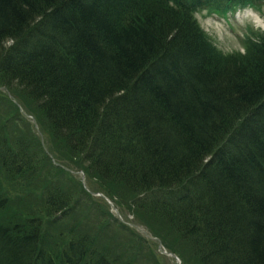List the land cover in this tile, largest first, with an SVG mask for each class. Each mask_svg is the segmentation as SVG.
I'll return each instance as SVG.
<instances>
[{"label": "trees", "instance_id": "trees-1", "mask_svg": "<svg viewBox=\"0 0 264 264\" xmlns=\"http://www.w3.org/2000/svg\"><path fill=\"white\" fill-rule=\"evenodd\" d=\"M168 1L0 0V87L20 89L88 175L135 195L172 190L151 211L203 264H264V33L222 54L193 14L264 0ZM6 138L0 123V170L32 186L47 154ZM50 189L42 211L21 202L31 214L0 220V264H122L89 234L48 247L73 217L42 231L58 212Z\"/></svg>", "mask_w": 264, "mask_h": 264}, {"label": "rangeland", "instance_id": "rangeland-1", "mask_svg": "<svg viewBox=\"0 0 264 264\" xmlns=\"http://www.w3.org/2000/svg\"><path fill=\"white\" fill-rule=\"evenodd\" d=\"M197 19L211 36L212 47L226 53L243 52L239 42L243 35V24L234 23L230 19L223 20L206 12L197 15ZM253 20L257 27L264 29V20L260 15L253 17ZM0 100L1 109L4 108L2 114L0 113L2 134L6 137L14 134L11 137L14 140L25 138L30 144L29 151L33 155H39L43 150L54 157L50 161L44 157L40 159L43 163V173L36 176L33 182H38L43 174L49 172L52 176L51 181L43 182L42 186L52 184L53 187H57L55 188L57 191L52 192L53 195L65 191L69 193L70 198L75 199L72 201L75 218L81 223L88 221L86 211L93 212L94 209H91L89 204L85 207L86 211H82L77 190L82 188L85 193H89V203L95 208L94 211L97 214L103 213V220L96 225L93 224L90 230L93 235L99 234L97 237L103 238L105 241L103 244L110 256L116 253L122 264H203L201 259L193 254L191 246L178 237L168 219L151 211V201L161 199L160 202L168 204L171 201L170 196L155 194L148 199H137L138 195L132 193L122 181H109L88 175L83 169V157L80 158L76 153H70L63 148L62 144L51 135L52 132H49L43 113L31 105L30 100L24 97L20 89L14 86L9 88L6 85L1 86ZM58 158L62 160L56 161ZM12 181V178L0 172V195L7 198L6 209L9 208L0 212V220L8 221L13 219L12 216L17 218L18 211L21 215L22 212L26 215L31 214L21 210L24 203L28 208L42 211L43 199L35 184L26 188L18 181L11 184ZM67 181L72 185L70 192L63 187V183ZM5 182L8 184L6 185ZM7 192L9 194L4 195ZM146 195L145 193L143 197ZM21 202H23L22 206ZM39 218L43 220L41 216ZM50 230L51 234L53 231ZM82 233L83 231H80L78 235ZM68 237L72 236L70 234L57 238L50 236L49 243L47 239L46 243L49 247L50 238L62 242Z\"/></svg>", "mask_w": 264, "mask_h": 264}, {"label": "bare ground", "instance_id": "bare-ground-1", "mask_svg": "<svg viewBox=\"0 0 264 264\" xmlns=\"http://www.w3.org/2000/svg\"><path fill=\"white\" fill-rule=\"evenodd\" d=\"M167 4L169 5V7H177L178 8V10H179V6H178V4H176L173 0H169L168 2H167ZM166 12H168V10L166 11ZM32 28H30L29 27V30H30V32L31 33H34V32H32L33 31V29L31 30ZM30 43V42H29ZM31 45L30 46H33V47H35L34 45H35V43H30ZM60 160H62V158H58V159H56V161H60ZM34 166H35V168H34V170L31 172V176L32 177H36L37 176V174H41V173H43V168H41V167H39V166H37V165H35L34 164ZM17 172V171H16ZM14 175V174H13ZM25 175V172H23V173H20V174H18V176L17 175H15L14 177H15V179L19 182V183H21L22 181L23 182H25L26 180L24 179L25 177H28L29 175H27V176H24ZM13 177V176H12ZM37 183V182H36ZM54 192L55 191H57V189H54L53 190ZM66 193V196L65 195H62V194H57L56 195V197H55V200L57 201L56 203H57V210H59V209H61V207H63V205H67V210H69V212L71 213V214H74L75 215V212H73L70 208H72V204H71V202H70V198H69V193H67V192H65ZM164 195H167V196H170V194L169 193H164ZM55 196V195H54ZM59 208V209H58ZM66 210V209H65ZM199 235V233H197V231L195 232V233H193V234H191V237H193V239H195V238H197V236ZM200 242H202L201 240H200ZM203 244H205V243H203ZM60 256V255H59ZM55 258H57V257H55Z\"/></svg>", "mask_w": 264, "mask_h": 264}]
</instances>
